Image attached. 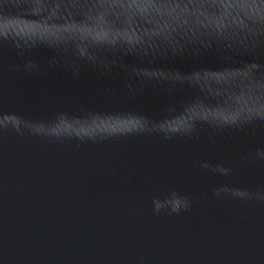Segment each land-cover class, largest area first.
I'll use <instances>...</instances> for the list:
<instances>
[{"label": "water", "instance_id": "water-1", "mask_svg": "<svg viewBox=\"0 0 264 264\" xmlns=\"http://www.w3.org/2000/svg\"><path fill=\"white\" fill-rule=\"evenodd\" d=\"M0 264H264V0H0Z\"/></svg>", "mask_w": 264, "mask_h": 264}]
</instances>
